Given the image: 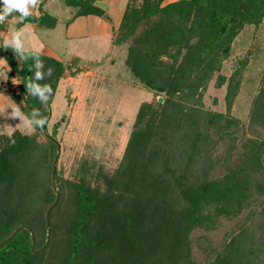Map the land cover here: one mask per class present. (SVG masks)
Wrapping results in <instances>:
<instances>
[{
	"label": "rangeland",
	"instance_id": "374dc122",
	"mask_svg": "<svg viewBox=\"0 0 264 264\" xmlns=\"http://www.w3.org/2000/svg\"><path fill=\"white\" fill-rule=\"evenodd\" d=\"M174 2L162 0L159 6ZM140 3L141 0H135L131 6L138 8ZM62 4V0H52L51 8L54 15L65 18L67 14H62L65 11ZM201 4L205 6L211 1L203 0ZM263 12L261 5L254 16L243 20L240 27L235 26L231 38H224L219 49L203 58L205 63H192L182 83H178L179 88L170 96L165 92L169 90L166 82L171 76L170 68L177 65L180 68L184 55L189 60L195 58L197 45L201 47V41H205L207 28L202 25L200 9L182 15L173 12L166 18L162 35L161 32L157 35L154 46L151 45L148 51L150 55L144 58L147 63L143 66L151 83L163 87L162 91L147 88L125 64L128 46L150 25L147 22L138 23L128 39L114 47L105 42L95 48L86 40L61 48L63 62H78L96 73V78L91 80L94 98H71L69 86L58 83L53 98H46L47 93L42 97L49 100L44 130L39 123L42 116L33 117L36 123L31 125L17 104L0 99V148L11 143L16 132L31 140L28 153L14 159L17 169L24 172L22 185L26 189L23 197L13 190L4 195L0 186V226L7 223L5 213L19 216V221L37 223L47 209L48 205L41 199L47 179H51L50 170L56 154V148L53 149L45 137L51 135L59 147L55 164L59 184L54 183L53 191L60 188L66 207V210L61 209L59 221H56L60 224L64 217L67 225L72 212L74 184L84 178L91 187L98 186L99 191L103 190L102 174L114 175L134 130L136 113L142 104H146L149 108L135 128L137 132L142 131L137 154H141L143 163L150 154V163L156 172L160 171L162 160L172 171L182 170L186 164V139L198 134V150L189 162L187 179L198 182L221 180L243 166L250 178L249 196L235 215H219L207 226L190 228L186 240L188 259L194 264H205L240 229L245 231L248 241L264 251ZM176 33L180 42L172 39ZM171 55L175 58L169 57ZM29 60L37 65L46 62L42 56ZM36 74L40 79L53 75L51 71L44 74L36 71ZM164 100L170 102L163 103ZM22 103L23 98H19L18 104ZM173 110L185 113L186 117L176 123H167L164 115ZM255 143L258 144L259 163L254 170L244 161L248 148ZM151 147L163 150L153 158L155 152ZM185 169L183 171L187 172ZM63 230L56 227L55 234L59 235ZM45 235L46 228L44 242ZM252 261L253 264H264V254L257 253Z\"/></svg>",
	"mask_w": 264,
	"mask_h": 264
},
{
	"label": "trees",
	"instance_id": "16d2710c",
	"mask_svg": "<svg viewBox=\"0 0 264 264\" xmlns=\"http://www.w3.org/2000/svg\"><path fill=\"white\" fill-rule=\"evenodd\" d=\"M95 1L99 0H64V4L75 10L74 16L100 15V11L93 6ZM161 1L141 0L140 6L134 8L131 4L135 0H131L125 8L112 43L115 46L124 43L138 23H149L128 46L125 64L147 88L162 91L163 87L153 86L151 83L143 66L147 63L144 58L150 55L148 51L155 43L157 35L160 32L162 35L166 18L173 12L182 15L200 9L203 13L202 25L207 28L205 41H201V47L197 45L195 58L189 60L184 55L180 68L178 65L170 68L171 76L166 82L169 90L165 91L169 96L177 91L178 83H182V78L192 63H205L203 58L219 49L225 39H230L235 26L240 27L243 20L254 16L261 5L264 9V0H210L211 4L205 6L201 4L203 0H177L160 7ZM47 19L46 15L38 18L28 16L20 17V22L43 24ZM229 21L231 24L228 25ZM178 37L176 33L172 39L180 42ZM0 55L3 56L1 50ZM35 56L40 55L15 53L14 56L6 58L11 72L20 80L18 93L11 94L10 99L17 104L31 125L36 123L33 117L42 116L41 121H45L48 99L51 98L62 71L60 64L51 59L45 58L46 62L40 65L31 62L29 58ZM169 57L175 58L172 55ZM36 71L43 74L51 71L53 75L40 79L36 78ZM45 93L48 99L42 98ZM19 98H23V105L18 104ZM167 102L170 100L163 101ZM148 108L146 104L139 107L134 130L114 175L102 174L103 190L99 191L98 186L91 187L84 178H79L74 184L70 203L72 212L67 225L64 217L60 224L56 221L61 209L66 210L62 203L61 190L58 188V199L48 218L49 239L44 249L39 251L44 244L46 210L37 223L19 221V216H11L10 213L3 215L7 223L0 226V242L18 226H26L34 235L35 252L30 250L29 233L22 229L0 249V264H194L188 259L186 252L188 231L195 225L207 226L219 215H235L249 196L250 178L243 166L221 180L198 182L187 179L186 174L190 172L189 162L198 150V134L186 139V164L182 170L172 171L167 162L162 160V167L156 172L150 163V154L144 159V163L141 154H137L142 131L137 132L135 128ZM184 117L186 114L179 110L164 115L166 121H169L167 123L182 121ZM14 136L11 143L8 142L0 148V186L4 195L13 190L17 196L23 197L26 189L22 185L24 172L17 169L14 159L28 153L31 140L18 132ZM51 136L48 137L53 138ZM46 140L53 149L56 148L49 138L46 137ZM257 146L255 143L248 148L244 161L254 170L259 163ZM152 150L155 152L152 157L156 158L163 149L153 147ZM182 164L180 161L179 167ZM184 168L188 173L183 171ZM54 178L53 183L50 178L47 179V186L45 185L42 193L41 202L48 207L55 198L54 183L59 184L57 176L54 175ZM56 227H62L63 233L55 234ZM263 252V249L256 248L248 241L245 231L240 229L205 264H253L252 258L257 253L264 254Z\"/></svg>",
	"mask_w": 264,
	"mask_h": 264
},
{
	"label": "crops",
	"instance_id": "0c3cea01",
	"mask_svg": "<svg viewBox=\"0 0 264 264\" xmlns=\"http://www.w3.org/2000/svg\"><path fill=\"white\" fill-rule=\"evenodd\" d=\"M131 0H99L93 6L100 11V15L88 14L74 16V9L64 4L62 14L67 17L60 18L53 14L52 0H41L35 9L29 6L32 17L46 15L47 20L43 24L36 22H20V13L13 12L8 21L0 26V99L9 100L11 94H17L20 80L12 73L6 58L15 53H34L43 58L56 61L61 66V73L55 85L53 94L58 83L63 87L68 85L71 98H94L92 97V79L96 73L84 65L71 61L61 60V48L72 42L88 40L92 47H101L105 42L109 47H114L112 40L116 32L126 6ZM171 2L177 0H170ZM112 64V60H108Z\"/></svg>",
	"mask_w": 264,
	"mask_h": 264
},
{
	"label": "water",
	"instance_id": "95a60500",
	"mask_svg": "<svg viewBox=\"0 0 264 264\" xmlns=\"http://www.w3.org/2000/svg\"><path fill=\"white\" fill-rule=\"evenodd\" d=\"M48 116H49V112L47 114V118H48ZM44 128H45V125H44ZM44 128L42 130H44ZM46 137L49 138L50 141L53 142L55 144V146H56V154H55V156L53 158L52 165H51V180L53 181L54 180V175H55V164H56V160H57V156H58V148L59 147H58V144L56 143V141L53 138H50L48 136H46ZM57 199H58V194L55 192L54 201L52 202V204L45 211V214H44V223H45V228H46L45 242H44L43 246L39 249V251H41L42 249H44V247L46 246V244L48 242V238H49V221H48V218H49L50 211L52 210V208L55 206V204L57 202ZM22 229L26 230L29 233V237H30V250H31V252H35L33 250L34 249V246H35V238H34V235H33L32 231L28 227H26V226H18L17 228H15L5 239H3L0 242V249L5 244H7Z\"/></svg>",
	"mask_w": 264,
	"mask_h": 264
},
{
	"label": "clouds",
	"instance_id": "9594fccd",
	"mask_svg": "<svg viewBox=\"0 0 264 264\" xmlns=\"http://www.w3.org/2000/svg\"><path fill=\"white\" fill-rule=\"evenodd\" d=\"M41 0H2L0 3V23H2L6 16L11 15L13 12H19L21 18H27L32 15V12L29 9L31 6L32 9H35ZM46 121H41V129L44 128Z\"/></svg>",
	"mask_w": 264,
	"mask_h": 264
},
{
	"label": "built area",
	"instance_id": "2783aa9c",
	"mask_svg": "<svg viewBox=\"0 0 264 264\" xmlns=\"http://www.w3.org/2000/svg\"><path fill=\"white\" fill-rule=\"evenodd\" d=\"M0 11H2V9H0ZM8 19H9V16H6L4 21L2 23H0V26L3 25L6 21H8Z\"/></svg>",
	"mask_w": 264,
	"mask_h": 264
}]
</instances>
